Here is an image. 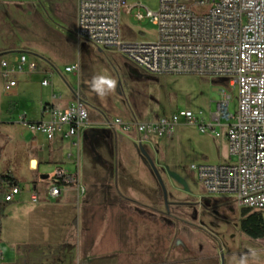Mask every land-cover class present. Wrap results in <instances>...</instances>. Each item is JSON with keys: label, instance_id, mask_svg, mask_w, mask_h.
Instances as JSON below:
<instances>
[{"label": "rangeland", "instance_id": "obj_1", "mask_svg": "<svg viewBox=\"0 0 264 264\" xmlns=\"http://www.w3.org/2000/svg\"><path fill=\"white\" fill-rule=\"evenodd\" d=\"M140 1L151 12L157 10L158 0ZM2 26L8 29L14 49L24 48L20 52L38 62L37 73L49 69L54 94L80 95L90 122L117 117L141 122L181 111L210 115L222 91L231 96L228 114L235 113L236 92L227 79L151 75L112 50L77 41L72 32L74 0L10 5ZM121 32L123 38L137 42H153L157 34L148 20L122 19ZM74 65L79 67L78 76L65 73V67ZM96 76L114 79L115 87L98 96L91 90ZM25 82L19 94L34 97L26 117L35 118L42 95L50 90L40 87L37 76ZM219 132L216 137L179 125L170 137L151 136L142 142L140 136L127 134L133 146L125 140L118 147L121 133L87 131L79 189L67 199L47 200L48 179L38 181L37 203L29 199L22 207L23 195L16 196L3 222L1 247L20 257L9 261L4 254L0 264H240L241 260L264 264V237L251 240L241 232L242 209L228 196L208 195L188 169L193 164L229 162L224 129ZM142 143L154 168L139 150ZM24 154L17 150L3 162V173L22 185L28 183L20 174ZM53 170L48 167L47 172ZM31 210L44 216L28 213Z\"/></svg>", "mask_w": 264, "mask_h": 264}, {"label": "built area", "instance_id": "obj_2", "mask_svg": "<svg viewBox=\"0 0 264 264\" xmlns=\"http://www.w3.org/2000/svg\"><path fill=\"white\" fill-rule=\"evenodd\" d=\"M144 10V11H143ZM122 19L135 23L148 20L156 27L153 42H137L123 38ZM73 36L96 48L112 50L144 72L162 75H193L227 79L236 92V109L228 114L231 96L221 92L215 104L212 122L204 124L189 111L149 122L105 121L107 130L122 135L135 133L144 140L151 136L170 137L179 125L209 131L224 121L229 162L188 167L203 190L211 196H228L238 207L264 212V0H158L151 12L140 0H76V25ZM3 89L17 86L16 73L38 72V64L22 53L10 67L1 61ZM65 73L79 75V67L65 68ZM41 85H50V75ZM89 119L78 93L72 103L60 110L45 106L42 119L28 124L51 141L56 136L78 146L81 131ZM46 189L47 199L55 200L69 186L79 189L77 177L62 169L54 171ZM19 187L11 185L4 197L14 202ZM30 200L38 202V193Z\"/></svg>", "mask_w": 264, "mask_h": 264}, {"label": "crops", "instance_id": "obj_3", "mask_svg": "<svg viewBox=\"0 0 264 264\" xmlns=\"http://www.w3.org/2000/svg\"><path fill=\"white\" fill-rule=\"evenodd\" d=\"M24 1L26 0H0V27H1L0 28V63L1 61H6L7 63H9L10 67H12L15 64L17 57L23 53L20 52L21 50L19 49H24V48L16 47V49H14L15 47L10 44L11 37H9L8 29L2 26V16L4 15V10L6 7L10 5L16 6L17 4L24 3ZM74 11H75V25H76V0H74ZM28 59L34 60L31 59L30 57H28ZM35 62L38 64L37 61ZM38 69H39V64H38ZM1 72H2V68L0 66V144L1 145L3 144L0 148V173H3L6 170L5 166L3 165V162L6 159L13 158V154H15L17 150H21L25 153L23 157L24 159L21 163L20 174L21 176L25 177L26 180H28V183L22 185V183L16 178L19 182V188L21 190L19 196L23 195V197L19 199V203L22 204V207H24L23 203L27 202L30 199L31 193L37 192V188L39 184L38 181L41 182L44 181L40 179V177L43 175H46L47 176L46 180H48L52 176L55 170L62 169L67 173L77 177L78 183H80V171H82V169L85 168L84 166H86L83 155L84 135L87 131L97 130L99 128L106 129L104 125L106 120L99 119L91 122L88 120V123L86 127L81 131L79 138L74 139V141L78 140L77 147H72L69 140L63 139L60 136H56L54 137L53 140L48 141L44 135H42L41 133H39L34 129H30L27 125L36 124L42 119V111L45 106H51L60 110H64L72 103L73 95L69 98H64L63 96L56 95L52 92L53 75L49 74L50 71L47 67L41 68V73H36L33 75H29L25 73H16L14 75V79L17 82V86L10 92H5L3 89V80L1 78ZM48 75H50V85L47 87H43L41 85V82ZM33 76H37L39 78L40 87L44 91L46 90H50V91L48 92V94L42 95L44 96V100L39 102L40 104L37 107L38 111L36 112V117L27 118L26 115L28 114V108L31 106L34 97L29 95V97L26 98L25 96L20 95L19 89L23 85L26 86L28 83L25 82L26 79H30ZM25 93H27V91ZM28 94L31 93L28 92ZM4 95H13V98L6 99ZM18 106L20 107V109L18 110V112H16V108ZM213 113H215V108ZM194 116L199 120V122H202L204 124H208L212 122L211 114L194 115ZM153 120L155 119H148L146 121H141V122H149ZM125 121L129 122L132 120H125ZM220 124L221 126L215 129V133H218L219 136H221L219 132L221 128L224 129V134H225V130L228 125L224 121H222ZM131 134H133L134 137L137 136V134L135 133H131ZM122 137L123 138L119 140L118 147L125 140H127L131 144V146H133L132 145L134 143L133 140L128 139L126 135L125 136L122 135ZM144 146H146V143H142L139 147H142V149L144 150ZM144 152L146 153L145 150ZM120 165L123 168L121 163ZM48 167L49 168L52 167L54 168V170L49 173L47 172ZM74 189H77V187L76 186L66 187L62 191L60 197H58L57 199H61V200L67 199V197H70V194ZM47 200H52V199H47ZM16 201L17 198L15 197L14 202ZM20 211H22V213L27 212L26 209H21ZM34 212L36 214H39L40 216H44L43 214H41V212L39 213L34 210H31L28 213L32 214ZM8 215H9L8 211L6 210V217L4 221L6 220ZM1 243H2V237H1ZM1 243H0V261H2L3 258L5 257L6 260L8 259L9 261L12 260L16 261L20 257V255L14 253L13 250L11 252L7 249L5 250L4 249L5 247H1Z\"/></svg>", "mask_w": 264, "mask_h": 264}, {"label": "trees", "instance_id": "obj_4", "mask_svg": "<svg viewBox=\"0 0 264 264\" xmlns=\"http://www.w3.org/2000/svg\"><path fill=\"white\" fill-rule=\"evenodd\" d=\"M14 185L19 187L18 180L8 174L0 173V243L2 237L3 221L6 217V210L12 202L4 200L8 188ZM241 232L251 240H258L264 237V212H252L250 210H241Z\"/></svg>", "mask_w": 264, "mask_h": 264}, {"label": "clouds", "instance_id": "obj_5", "mask_svg": "<svg viewBox=\"0 0 264 264\" xmlns=\"http://www.w3.org/2000/svg\"><path fill=\"white\" fill-rule=\"evenodd\" d=\"M116 81L108 76H96L91 81V90L98 96H103L115 87ZM240 264H243L241 260Z\"/></svg>", "mask_w": 264, "mask_h": 264}, {"label": "water", "instance_id": "obj_6", "mask_svg": "<svg viewBox=\"0 0 264 264\" xmlns=\"http://www.w3.org/2000/svg\"><path fill=\"white\" fill-rule=\"evenodd\" d=\"M139 150H140L141 154L143 155V157H145V159L147 160V162L149 163V165L152 168H154V165H153L152 161L150 160V158L148 157V155L144 152V150L142 149V147H139ZM40 179L41 180H46L47 179V176L46 175H43V176L40 177ZM159 183H160V180H159Z\"/></svg>", "mask_w": 264, "mask_h": 264}]
</instances>
